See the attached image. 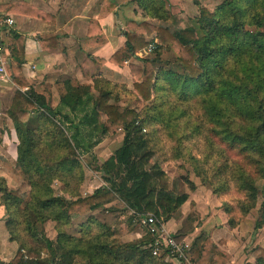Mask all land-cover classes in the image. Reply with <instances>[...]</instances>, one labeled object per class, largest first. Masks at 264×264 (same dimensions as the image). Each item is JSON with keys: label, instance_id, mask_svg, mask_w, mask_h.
<instances>
[{"label": "trees", "instance_id": "16d2710c", "mask_svg": "<svg viewBox=\"0 0 264 264\" xmlns=\"http://www.w3.org/2000/svg\"><path fill=\"white\" fill-rule=\"evenodd\" d=\"M134 1L146 19L160 22L169 16L170 0ZM115 7L106 0L101 15H108ZM198 22L201 34L191 41L166 25L128 21L127 42L109 61L125 66L128 57L153 47L150 57L142 60V67L131 64L136 74L134 98L146 104L144 116L138 107L116 102L126 99L120 92L123 89L112 86L105 78L95 79L96 95L90 93L87 85L64 82L65 92L56 108H51L42 94L31 89L26 96L16 93L18 107L9 112L18 138L16 166L27 175L30 186V198L22 215L32 217L33 223L54 221L57 250H63L57 256L51 248L48 264H169L164 255L177 258L167 250L153 255L148 247L154 239L151 234L131 243L115 238L106 242L100 240L102 233L86 240L61 229L70 225L75 216L115 200L124 202L134 213L139 212L140 220L145 210L153 209H161L164 214L160 221L174 220L173 215L188 201L189 194L166 188L165 171L159 164H151L150 134L155 135L162 127L177 140L175 158L192 163L201 180L208 181L214 193L224 199L231 227L239 225L255 207L260 195L257 183L261 180L264 183V0H222L216 11L202 7ZM95 28L99 34L94 33ZM153 36L158 43L150 39ZM47 38L42 36L40 42L43 44ZM15 39L16 43L10 44L8 70L14 83L23 87L26 82L20 64L24 58V37L16 35ZM106 42L98 21L90 22L87 44ZM168 51L175 55V63L162 58ZM104 64L101 59L88 57L83 65L84 76L90 79ZM16 109L32 112L33 116L21 121ZM102 115L103 121L99 120ZM155 123L161 129L148 132ZM121 130L122 144L101 166L102 178L108 186H98L92 194L83 196L80 191L85 169L79 159L91 153L103 137ZM199 139H203L204 150L192 154L186 143ZM44 152L42 157L40 154ZM40 162L44 171L35 175L32 171ZM55 180L62 182L60 191L64 196L56 194ZM190 189L193 191L195 184L191 183ZM234 191L241 198L232 201L229 197ZM0 197L9 215L5 229L10 234L9 240L14 241L22 199L8 189L3 177H0ZM261 205L262 217L254 222L257 228L264 225V193ZM238 211L241 214L237 219L233 215ZM89 217L86 225L81 223L83 228L91 223L89 231L99 226L107 237L114 235L105 222L93 214ZM40 239L51 247V240ZM22 250L23 246L19 247L7 264H39L34 258L24 260ZM75 256H85L86 263L76 262ZM187 257V260L177 258L178 264H227L230 256L206 233L190 246Z\"/></svg>", "mask_w": 264, "mask_h": 264}, {"label": "rangeland", "instance_id": "374dc122", "mask_svg": "<svg viewBox=\"0 0 264 264\" xmlns=\"http://www.w3.org/2000/svg\"><path fill=\"white\" fill-rule=\"evenodd\" d=\"M221 4L222 0H170L169 5H167L170 8V11H168V18L160 22L155 21L154 23L158 26H169L173 32H178L185 39L192 41L201 34V27H199L198 22L201 8L206 7L210 12H213L216 11ZM162 58L173 62L175 61L172 51L163 53ZM172 66L176 68L173 64ZM120 92L121 94L122 92L126 94V99L116 100V102L124 106L130 105L138 107V110H141L140 115H146V112L143 110L146 108V104L140 103L139 100L135 99L130 91L121 90ZM163 97H166V95ZM173 100L174 99H172V101ZM166 107H168V105H166ZM104 118L105 116L102 115L99 120L103 121ZM158 128L161 129V125L158 123L152 124L151 127L148 128V132L151 130L154 132V130ZM121 132L122 131H119L117 134H114L113 138L109 140L106 139L103 143H97L98 145L96 144L97 146L91 149V153H85L81 158L79 157L85 169L82 189L83 195L92 194L98 186L106 185V182L102 178L101 166L114 153L119 143H121V134H123V132ZM96 136H98V134H96ZM150 138L149 147L153 152L151 164L157 163L165 171L163 183L166 188L178 194H189L188 201L173 215L174 220L171 218L169 220H161L164 221L172 234H176L179 240H186L189 245L193 247L196 241H199L201 237L206 235L203 231L205 228L203 224L208 222L207 225L211 231H217L224 235L221 241L227 246L228 251L232 252L233 258L231 259L232 256L230 252L225 251L230 256L227 264H264V225L257 228L254 223L262 217L261 202L264 193L263 181L261 180L257 183L260 195L255 207L250 209V212L244 217L240 224L235 226L236 228H230L227 221L228 216L224 211V199H221L214 193L208 181L201 180L200 176L196 174L197 172L194 171L192 163L184 159L175 158V142L177 140L172 138L168 130L164 127L156 132L155 135L151 133ZM186 145L190 146L189 148L192 149V154H197V150L199 153L203 152L205 147L203 139H199L195 143H186ZM45 154L44 152L40 155L44 157ZM47 155L49 156L50 154ZM36 165L32 171V173L36 172L35 175H37L38 172L44 171L42 162H40L39 167ZM16 170L17 173L15 177L17 178V187L10 184L8 189L22 199L20 202L21 215L17 217L18 224L15 230L17 238L14 239V241H10L8 239V236H10L8 231V234L3 237L2 234H5L4 230L6 227L5 221L8 220L9 215L0 199V206L2 205L3 207V213L0 217V221L2 222H0V264H7L15 255L17 249L22 246L24 260L34 258L39 264H48L51 259V248H53L57 256L63 253V250H57V226L55 222L51 220L42 223H33L31 220L32 217L22 215L23 208L30 198V186L27 182V175L23 174L17 166ZM191 183L195 184V189L193 191L190 189ZM53 188L57 195L64 196L60 191L62 182L55 180L53 182ZM234 198L238 199L241 198V196L234 191L229 199L234 201ZM157 211H159V213H157ZM90 213L102 223L105 222L114 235L112 237H107L104 228H99V226H94V229L89 231L88 228L93 226L91 223L87 228H83L81 223L84 222L83 224H85L87 220L90 219L89 215H87ZM148 213L153 214L158 220L164 217L161 209L145 210L144 214ZM138 214L141 215L139 212L134 213L132 210H129L121 200H115L108 207L99 206L95 211L88 212L80 217L75 216L70 225L61 227V229L68 235L82 237L86 240L102 233L100 240L108 242L115 238L122 242L131 243L142 240L147 236V230L141 225ZM239 214L241 213L238 211L235 212L233 216L238 219L240 217ZM27 221H30L29 224L26 223ZM104 233H106V235H104ZM43 237L51 240V247H48L46 243L40 239ZM164 256L167 263L178 264L177 258H172L167 255ZM74 259L76 262L78 261L80 263H86L87 261L85 256H75Z\"/></svg>", "mask_w": 264, "mask_h": 264}, {"label": "crops", "instance_id": "0c3cea01", "mask_svg": "<svg viewBox=\"0 0 264 264\" xmlns=\"http://www.w3.org/2000/svg\"><path fill=\"white\" fill-rule=\"evenodd\" d=\"M105 1L0 0V18L10 17L14 20L13 26L3 33L4 55L9 63L11 61L10 44L16 43V35L24 37V58L20 64V71L26 82L23 87L14 83L7 63L5 67L7 77L0 78V177L5 179L7 187L10 184L17 187L15 175L17 173L18 138L13 118L9 114L10 110L18 107V101L15 98L17 92L25 95L31 89V91L42 94L51 108H56L59 105L60 97L65 92L64 82L70 81L72 85H87L90 87V93L96 95L95 79L105 78L112 86L121 87L130 93L133 92L132 95L135 96L133 82L136 74L131 70V64L142 67V60L148 58L151 52L147 51L148 48L139 50L134 56L127 58L125 66H119L109 60L127 42L128 21L149 22L155 26L158 25L154 23L155 21L146 19L134 0H110L116 7L108 15L102 16L101 11ZM95 20L98 21L107 42L92 46L88 45L87 41L90 22ZM98 31L99 29L95 28L94 33L99 34ZM44 35L49 38L42 44L40 41ZM150 39H154V36ZM154 43H158V41L154 39ZM88 57L101 59L105 62L90 79H87L83 73V65ZM175 62L176 60L173 63ZM16 110V116L21 121H26L30 116H33L32 112L23 113L19 109ZM113 137L114 135L105 136L98 144ZM123 139L124 132L121 134L119 146ZM82 189L83 185L80 193H82ZM109 205L105 204L104 207ZM2 213L1 205L0 217ZM87 215H91V213ZM207 223H202L203 227L205 226L203 231L222 250L228 251L227 246L221 241L224 235L217 231H211ZM230 228L236 227L230 226ZM4 231L3 237L8 234L6 229ZM228 252L232 259V252Z\"/></svg>", "mask_w": 264, "mask_h": 264}, {"label": "built area", "instance_id": "2783aa9c", "mask_svg": "<svg viewBox=\"0 0 264 264\" xmlns=\"http://www.w3.org/2000/svg\"><path fill=\"white\" fill-rule=\"evenodd\" d=\"M13 24L14 20L10 17L0 18V78L7 77L5 67L8 63L7 57L4 55L3 33L7 32ZM152 48L150 46L147 51L150 53ZM140 223L146 228L147 234L154 237L153 241L148 244L153 255H160L162 251L167 250L173 257L188 259L189 243L184 239L176 238L164 221L161 222L153 214L148 213L141 218Z\"/></svg>", "mask_w": 264, "mask_h": 264}]
</instances>
